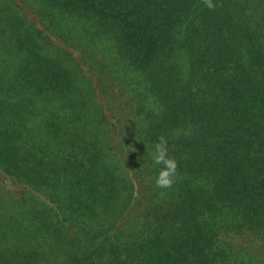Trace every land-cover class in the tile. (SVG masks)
Returning a JSON list of instances; mask_svg holds the SVG:
<instances>
[{
	"label": "trees",
	"instance_id": "trees-1",
	"mask_svg": "<svg viewBox=\"0 0 264 264\" xmlns=\"http://www.w3.org/2000/svg\"><path fill=\"white\" fill-rule=\"evenodd\" d=\"M211 3L0 0V264H264V0Z\"/></svg>",
	"mask_w": 264,
	"mask_h": 264
},
{
	"label": "clouds",
	"instance_id": "clouds-1",
	"mask_svg": "<svg viewBox=\"0 0 264 264\" xmlns=\"http://www.w3.org/2000/svg\"><path fill=\"white\" fill-rule=\"evenodd\" d=\"M208 8H212L211 0H205ZM154 166L158 167L155 184L160 189H170L177 177V161L168 155L167 143L163 139L154 145L150 154Z\"/></svg>",
	"mask_w": 264,
	"mask_h": 264
}]
</instances>
